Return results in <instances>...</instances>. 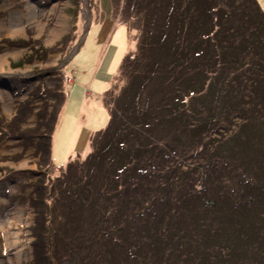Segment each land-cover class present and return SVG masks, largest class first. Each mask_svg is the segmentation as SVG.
Returning <instances> with one entry per match:
<instances>
[{
	"label": "trees",
	"instance_id": "16d2710c",
	"mask_svg": "<svg viewBox=\"0 0 264 264\" xmlns=\"http://www.w3.org/2000/svg\"><path fill=\"white\" fill-rule=\"evenodd\" d=\"M136 1L140 4L136 16L141 23L142 34L135 57L140 58L145 54L146 57L139 59V64L145 67H148L147 63L151 59L156 60L155 64L162 65L158 68V64L155 67L151 63L150 70H145L142 76L133 77L134 81L145 83L140 88L144 86L147 94L154 79L161 80L162 77L168 81V87H174L173 93L162 100L163 92H158L157 88L158 93L150 95H159V102L155 103L157 105L150 102L140 105L138 100L140 106H136L134 101L139 92L130 94L126 90L129 88L127 84L122 91V97L128 96L127 102L119 104L120 99L116 100L115 110L107 126L91 139L94 151L80 165L72 161L66 166L64 173L75 174V177L67 183H73L74 187L72 193H65L64 200L71 207L85 205L91 211L90 218L99 220L98 215L102 217L109 214V217H114L113 222H108L104 227H101V222L94 220L90 233L92 236H86L82 242L76 239L78 234L72 228L73 238L70 239L73 243L67 244L70 252L65 255L66 261H74L72 251L79 256L78 261L82 264H244L245 261L248 264H261L260 256L264 253V215L259 222L254 220L263 211L261 200H264V187L259 185H264V151H259L260 156L263 155V160L260 157L262 161L258 164L262 171L259 178L253 180L239 173L237 165L231 168L223 151L215 149L208 154V147L214 150L213 145L219 143L220 139L213 138L210 144L205 143L207 149L202 147L201 151L190 153L169 147L159 137H149L146 141L143 139L151 132L154 134L156 128L163 124L169 127L174 125L176 133H190L193 137L191 143L200 137V140H204L215 134L222 135L218 131L221 126L216 121L214 108L209 113L205 110L200 112L198 115L204 120L195 123L190 113L183 116L181 104H185L184 98L190 95L191 98L197 97L200 93L217 102V94L223 84L214 83V86L208 80V71L217 76V72L230 69V65L233 71L238 70L244 65L242 61L246 56L250 57L254 66H264V12H261L255 0ZM133 59L127 56L122 65V74L127 75L128 79L134 73H129L126 66L132 64ZM170 64H173V70L169 69ZM178 68L183 70L178 73L181 77L172 81V74H176ZM258 77L260 80L264 78L256 75L257 80ZM252 83L255 84V92L258 90L261 93L257 86L259 82L252 80ZM208 88L211 94L205 91ZM223 92L227 97L229 91ZM259 96L264 103V91ZM62 98L63 94L57 101L55 119L49 124L39 123L43 133L31 139L39 161H50L51 133ZM196 108L200 109L196 106L191 113H197ZM40 118L43 119L42 114ZM135 141H142L144 145L137 147L133 144ZM252 143L251 146L256 149L259 143ZM105 160L112 161L113 166L111 163L109 168ZM184 165L186 171L178 169ZM77 166H80V171ZM87 172L92 176L86 177L84 173ZM112 178L115 179L112 185L117 186L111 192H104V186L100 188L101 182L112 181ZM34 191L40 201L34 207L41 205L39 219H43V222L40 225H45L46 207L42 204L45 187L42 183L38 184ZM156 194L159 196L152 199ZM110 197L116 200L114 204ZM164 197L171 198L172 205L169 200L165 203L166 206L174 207L172 213L162 208L157 210ZM35 199L33 202H36ZM96 199L99 202L96 203ZM140 200L148 201L149 204L132 217L130 211ZM100 202L107 206L96 209L94 206ZM131 224L133 227H130ZM106 227L109 232L112 228H118L117 235L125 242H118V248L115 249L117 240L113 237L116 234L103 231L107 230ZM57 233V238L64 235ZM126 235H133V239L130 240ZM38 238L42 240V235ZM181 244L182 248L174 247ZM37 247L41 250L44 245L38 243ZM80 249L87 250V255L80 256Z\"/></svg>",
	"mask_w": 264,
	"mask_h": 264
},
{
	"label": "rangeland",
	"instance_id": "374dc122",
	"mask_svg": "<svg viewBox=\"0 0 264 264\" xmlns=\"http://www.w3.org/2000/svg\"><path fill=\"white\" fill-rule=\"evenodd\" d=\"M255 1L261 12H264V0ZM139 7L140 4L136 0H0V264H82L78 261L79 256L72 251L74 261H66L65 258L70 252L67 244L73 243L70 239L73 238L71 229L75 228L74 231L78 234L76 239L82 242L86 236H92L90 233L94 220L101 222V227L113 222L114 217H109L110 214L102 217L98 215L99 220L90 218L91 211L85 205L71 207L64 200L65 193H72L74 187L73 183H67L75 177V174L66 175L64 172L70 162L80 165L94 151L91 139L107 126L110 115L115 110L116 100L120 99L119 104L127 102L128 96L122 97V91L127 84V92H139L140 97L137 95L134 101L136 106L149 102L157 105L160 97L150 96L153 93L162 91V100L171 97L173 93L174 87H168V81H164L162 77L161 80L154 79V83L148 86L150 92L147 94L144 86L140 88L145 83L134 81L133 77L142 76L145 70H150L151 63L154 66L158 64V68L162 65L155 64L156 60L151 59L146 62L148 69L139 64V59L146 57L145 54L139 56L140 58L135 57L138 54V40L142 34L141 23L136 16ZM95 24L103 27L101 32L97 33ZM107 31L112 33L110 39L105 42ZM127 40L132 45L128 53L124 51L123 45L124 42L126 49L129 45ZM226 53L230 56L229 52ZM127 56L134 58L132 64L126 66L129 73H134L129 79L127 75L122 74V65ZM242 62L244 65L240 69L233 71L230 65V69L217 72V76L208 71L207 77L212 84H223L222 90L217 94V102L212 101L210 96L203 97V93H200L197 97L195 95L191 98L190 95L184 98L185 104H181L183 116L190 113L195 123L204 120V117L198 115L200 112L205 110L209 113L214 108L216 121L221 126V129H218L221 136L215 134L210 139L203 138L204 140H200V137L191 143L193 137L190 133H176L174 125L169 127L163 124L156 128L154 134L150 131L143 141L149 137H159L165 144H169V147H177V151L190 153L206 147L205 143L210 144L213 138L220 139L219 143L215 142L213 145L214 150L206 147L209 153L203 151L208 154L215 149L223 151L230 161L231 168L237 165L236 169L245 177L253 180L259 178L262 170H259L261 167L258 164L263 160L259 151H264V141L261 140L264 139V103L259 95L264 91V78L260 80L258 77L257 80L256 75L264 76V66H254V62L247 56ZM172 68L173 66L169 69L173 70ZM181 70L178 68L176 74H172V81L178 78ZM66 73L75 77L72 88H66L67 84H64ZM252 80L259 82L257 86L260 87L261 93L258 90L255 92ZM65 89L71 91L67 102L64 101ZM225 90L229 91L227 97L223 92ZM205 91L212 93L209 88ZM62 94L57 119L63 110L64 123L56 129V120L51 133L50 161H39L31 139L43 133L39 123L49 124L55 119L57 101ZM196 106L200 109L196 108L197 113H191ZM41 114L43 119L40 118ZM252 141L262 142L256 145L255 149L251 146ZM133 144L142 147L144 142L135 141ZM86 154L88 155L85 156ZM134 155L136 156V153ZM106 163L109 168L111 163L113 166L112 161ZM79 167L77 166L80 171ZM178 169L186 171V166ZM262 169L264 171V168ZM84 174L86 177L92 176L88 172ZM62 175L63 178H60ZM111 180L101 182L100 188L104 186V192H111L117 186L112 185L115 179ZM41 183L46 192L45 196H42V204L46 207L45 225H40L43 222V219H39L41 205L34 207V204L40 202L34 187ZM155 196H152V199L159 195ZM110 198L114 204L116 200ZM34 199L36 202H33ZM166 200L170 203L172 201L171 198L164 197L157 210L162 208L172 213L174 207L170 206L172 203L166 206ZM261 202L263 211L254 220L257 222L263 219L264 215V200ZM148 204V201L140 200L130 211L132 217ZM106 206V203L100 202L94 207L101 210ZM109 207L111 210L110 205ZM91 209L93 210L92 207ZM111 215L113 216V213ZM130 227H133V224ZM106 229L103 231L111 235L116 234L113 237L117 240L114 243L115 249L118 248V242H125V239L119 238L118 228H112L110 232L107 227ZM57 232L64 234V237H55ZM41 235L42 240H39ZM126 236L130 240L133 239V235ZM38 243L43 244L44 248L38 250ZM179 246L174 247H183L182 244ZM86 251L80 249L79 255L86 256ZM261 256V264H264V253ZM246 262L244 264H248Z\"/></svg>",
	"mask_w": 264,
	"mask_h": 264
},
{
	"label": "crops",
	"instance_id": "0c3cea01",
	"mask_svg": "<svg viewBox=\"0 0 264 264\" xmlns=\"http://www.w3.org/2000/svg\"><path fill=\"white\" fill-rule=\"evenodd\" d=\"M102 24H104L103 22H102ZM97 24H95L94 25V27L96 26ZM92 26V25H91ZM96 28V30H97V33L98 32H101V30H102V26L101 25H99V26H96L95 27ZM90 29V28H89ZM112 33V31H107L106 32V36L104 37L105 38V42H107V40L108 39H110V34ZM128 41V40H127ZM129 45L126 47V49H125V43L123 42V45H124V51L126 52V53H128V51H129V49L131 48V46L132 45H130V41H128L127 42ZM10 66H11V64H10ZM64 77L66 78V81L68 80V79H70V82H66L65 80H64V84L66 83L67 84V86H66V88L67 87H70V88H72L73 86V84H74V80H75V77H73V76H70L69 74H64ZM31 81V80H30ZM65 84V85H66ZM71 91H69V90H67V89H65L64 90V101L65 102H67V100L69 99V97H70V95H71V93H70ZM89 93H90V91H88ZM62 109H63V107H62ZM62 112L61 113H59V115H58V119H57V123H56V129L57 128H59V126L61 125H63V123H64V117H62V114L64 113V111L63 110H61ZM59 124V125H58ZM52 142H53V147H54V143H55V137L53 136V138H52ZM51 146H52V143H51ZM34 148V147H33ZM35 150V149H34ZM88 150H89V146H88ZM88 154H86L85 156H87Z\"/></svg>",
	"mask_w": 264,
	"mask_h": 264
},
{
	"label": "built area",
	"instance_id": "2783aa9c",
	"mask_svg": "<svg viewBox=\"0 0 264 264\" xmlns=\"http://www.w3.org/2000/svg\"><path fill=\"white\" fill-rule=\"evenodd\" d=\"M65 80H66V78H65ZM67 82H70V79H68Z\"/></svg>",
	"mask_w": 264,
	"mask_h": 264
},
{
	"label": "bare ground",
	"instance_id": "6f19581e",
	"mask_svg": "<svg viewBox=\"0 0 264 264\" xmlns=\"http://www.w3.org/2000/svg\"><path fill=\"white\" fill-rule=\"evenodd\" d=\"M54 36H55V34H54ZM66 81V80H65ZM87 152H88V150H87Z\"/></svg>",
	"mask_w": 264,
	"mask_h": 264
},
{
	"label": "flooded vegetation",
	"instance_id": "af4514ba",
	"mask_svg": "<svg viewBox=\"0 0 264 264\" xmlns=\"http://www.w3.org/2000/svg\"><path fill=\"white\" fill-rule=\"evenodd\" d=\"M38 79V78H37ZM34 80H36V79H34Z\"/></svg>",
	"mask_w": 264,
	"mask_h": 264
}]
</instances>
